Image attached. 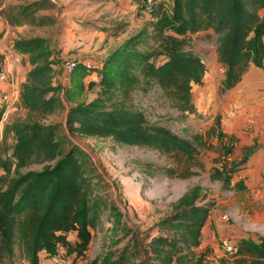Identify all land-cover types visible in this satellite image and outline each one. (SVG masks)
Wrapping results in <instances>:
<instances>
[{
  "label": "trees",
  "instance_id": "16d2710c",
  "mask_svg": "<svg viewBox=\"0 0 264 264\" xmlns=\"http://www.w3.org/2000/svg\"><path fill=\"white\" fill-rule=\"evenodd\" d=\"M132 1L147 11L148 0ZM171 1L169 13L153 7V36L144 30L130 37L103 60L101 68L76 64L71 76L74 89L96 90L97 95L70 107L64 126L71 134L149 148L175 159L177 166H148L143 173L149 177L159 170L167 178L189 179L197 175L195 169L205 171L201 152L217 139L224 161L217 160L220 165L213 168L211 181L221 183L224 191L248 193L245 180L234 179L257 147L244 148L242 157L235 159L239 142L223 131L221 115L206 133L187 139L153 123L134 97L159 89L183 118L196 113L193 88L203 85L208 69L190 49V38L201 33L217 38V59L225 68L220 94L235 89L252 65L264 66V0ZM53 7L50 0L16 6L6 15L7 21L13 27H52L53 16L37 14ZM12 50L28 57L31 69L21 87L26 118L8 126L14 139L12 154L8 161L0 160L6 173L0 178V264H40L43 253L52 256L59 246L68 257L74 256V262L86 260L109 201L91 158L77 147L65 153L61 125L45 123L65 108L62 89L53 82L62 60L46 37H21ZM160 57L163 61L157 63ZM94 74L98 80L86 84ZM5 113L6 107L0 106V121ZM33 165L44 169L23 172ZM203 193L200 186L187 191L169 215L141 234L143 241L134 235L113 264H208L197 250L215 206ZM231 257L234 264H264V237L258 242L242 239Z\"/></svg>",
  "mask_w": 264,
  "mask_h": 264
},
{
  "label": "rangeland",
  "instance_id": "374dc122",
  "mask_svg": "<svg viewBox=\"0 0 264 264\" xmlns=\"http://www.w3.org/2000/svg\"><path fill=\"white\" fill-rule=\"evenodd\" d=\"M37 1L41 0H0V52L5 51L0 53V56H8L13 42L17 39L39 36L51 40V45L62 60V64L56 69L53 82L62 89L65 108L47 118L45 123L61 125L60 134L64 141L65 153L71 147H77L91 158L105 184V196L109 201L108 212L93 233L88 257L80 264H113L134 235L143 241L141 234L169 215L173 204L187 191L198 186L204 190L203 194L209 195L210 202L215 206L213 210L225 214L228 217L227 223L237 229L235 236L239 237L233 239L239 241L241 237H255L259 240L264 237V198L254 197L250 190L248 193L238 194L224 191L221 183L210 179L213 168L220 165L217 160L224 161L218 150L220 147L217 139L211 140L209 150L201 152L205 171L195 169L197 175L189 179L167 178L159 170H156L155 177H149L143 173L148 166H177L175 159L149 148L118 145L111 139L85 138L71 134L65 128L67 110L81 102L91 101L96 97L97 91L85 90L79 93L74 89L72 80L68 86H64L63 63L71 61L77 66L85 64L101 68L103 60L130 37L144 30L146 35L153 36V15L148 11H141L132 0H50L54 7L39 11L37 15L53 16L56 22L52 27L9 25L6 15L10 9ZM154 1L155 11H171V0ZM167 34L172 35L170 32ZM190 49L200 56L207 66L215 67L214 71L218 76L221 74L220 64L214 59L217 52V38L214 35L209 37L207 33H201L192 36ZM162 61L163 58L160 57L157 63ZM23 64L25 65L24 61ZM90 80H98L97 74L86 78L85 83L88 84ZM220 88L221 86L212 90L209 97L200 89L194 88L193 99L197 111L186 118L172 108L159 89L147 95L138 92L134 103L145 109L153 123L168 127L180 137L191 139L196 134L206 133L213 126L216 117L221 114L219 105L223 94H220ZM70 92H75L74 97L67 98ZM18 118H26L20 102L5 118L0 136V160L8 161L11 157L14 139L7 133V128ZM256 147L258 149L259 144H256ZM42 169L44 166L33 165L23 172ZM5 174L0 163V178ZM237 175L234 182L238 181ZM220 254L224 255L226 264H232V257L222 250L221 244ZM69 259L72 264L77 263Z\"/></svg>",
  "mask_w": 264,
  "mask_h": 264
},
{
  "label": "crops",
  "instance_id": "0c3cea01",
  "mask_svg": "<svg viewBox=\"0 0 264 264\" xmlns=\"http://www.w3.org/2000/svg\"><path fill=\"white\" fill-rule=\"evenodd\" d=\"M12 49L13 44L8 56L3 58V63L10 72L7 87L17 99L13 106L6 108L4 121L7 114L13 112L17 103L20 102L21 87L26 82L28 72L31 69L28 57L15 54ZM0 53H5V51ZM214 59L218 62L217 53H215ZM220 67L222 72L218 76L214 71L215 67L207 66L208 71L203 80V85L194 86V88L200 89L206 97H209L212 90L219 88L225 79V68L221 64ZM222 97L219 112L222 116L223 131L237 138L239 142L234 158H241L244 148L259 144V148L250 157L246 167L238 173V181L245 180L254 197L264 198V66L257 68L252 65L244 75L242 82ZM224 215L218 210H213L203 231L202 244L197 251L200 255H205L208 264H226L224 255L220 254V242L226 238L239 237L235 236L237 229L228 224V221L223 220ZM71 239L75 241L76 234H72ZM242 239L258 242L255 237H241L239 241ZM239 241L237 240V242ZM60 249L61 246L57 248V250ZM70 258L74 260V256ZM231 261L233 264L234 259ZM76 262V264H80L85 261ZM22 264L30 263L23 262ZM40 264H54V262L49 254L43 253Z\"/></svg>",
  "mask_w": 264,
  "mask_h": 264
},
{
  "label": "built area",
  "instance_id": "2783aa9c",
  "mask_svg": "<svg viewBox=\"0 0 264 264\" xmlns=\"http://www.w3.org/2000/svg\"><path fill=\"white\" fill-rule=\"evenodd\" d=\"M153 0L147 1V11L149 13L153 10ZM76 68V63L71 61H65L63 63V74H62V82L64 86H68L71 83V76ZM9 69H6L4 63H0V106H5L9 108L13 106L16 102V97L14 93H12L7 85L9 84ZM4 127V120L0 121V136ZM223 220L228 221V217L226 215L223 216ZM222 250L229 256H233L237 253L238 250V242L233 238H226L221 242ZM67 255L66 249L61 246L60 250H57L54 255L51 256L54 264H72Z\"/></svg>",
  "mask_w": 264,
  "mask_h": 264
}]
</instances>
